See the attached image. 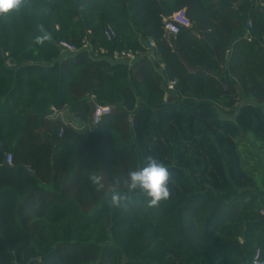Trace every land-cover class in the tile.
Wrapping results in <instances>:
<instances>
[{
  "label": "trees",
  "instance_id": "16d2710c",
  "mask_svg": "<svg viewBox=\"0 0 264 264\" xmlns=\"http://www.w3.org/2000/svg\"><path fill=\"white\" fill-rule=\"evenodd\" d=\"M184 8L191 26L169 38L165 19ZM40 25L51 34L43 45ZM86 37L109 54L83 48ZM128 49L142 53L133 64L112 59ZM97 104L112 112L95 126ZM54 109L70 118L49 130ZM148 155L171 173L158 206L129 193L126 208L113 207L89 180L126 177ZM261 209L264 11L255 4L26 0L0 14V264H254L257 250L264 263Z\"/></svg>",
  "mask_w": 264,
  "mask_h": 264
},
{
  "label": "clouds",
  "instance_id": "9594fccd",
  "mask_svg": "<svg viewBox=\"0 0 264 264\" xmlns=\"http://www.w3.org/2000/svg\"><path fill=\"white\" fill-rule=\"evenodd\" d=\"M26 0H0V14H9L19 11ZM39 34L34 37V43L43 45L51 40V34L38 26ZM89 180L95 186L97 192H105L106 198L113 207L126 208L131 197L143 195L148 206H158L162 201L169 199L171 173L168 167L153 155L145 157V166L136 170H129L126 177H114L106 183L102 175L89 174Z\"/></svg>",
  "mask_w": 264,
  "mask_h": 264
},
{
  "label": "built area",
  "instance_id": "2783aa9c",
  "mask_svg": "<svg viewBox=\"0 0 264 264\" xmlns=\"http://www.w3.org/2000/svg\"><path fill=\"white\" fill-rule=\"evenodd\" d=\"M249 2L255 4L260 10L264 11V0H249ZM253 21L250 20L248 21V27H252ZM189 27L191 26V21L187 15L186 9H180L173 13L170 17L165 19V31L166 34L169 38L177 36L182 27ZM104 35L106 39L109 42H112L116 37H117V32L116 30L112 27L109 26L105 29ZM61 46L64 47L67 50L70 51H76V47L62 41ZM151 46L156 47V44L154 41L151 42ZM83 48L88 49L89 51L93 52L96 56L98 55H107L109 54V51L107 48L103 46H98L95 49L92 47L90 40L86 37L83 40ZM142 53L140 51H135L132 49L128 50H114L112 53V59L116 62H129L130 64H133L136 60L140 58ZM9 65H12L9 63ZM176 82L175 81H170L168 84V89L173 90L175 88ZM167 100V97L166 99ZM112 112V107L109 105H104V104H97L94 114H93V123L95 126H98L102 123V121ZM54 113L56 116L60 113L59 110L54 109ZM64 132V128H61L60 135H62ZM6 162L9 165H12L13 163V156L11 154L7 155ZM261 214L264 215V209H261ZM254 264H264L262 259H261V251L257 250L255 256H254Z\"/></svg>",
  "mask_w": 264,
  "mask_h": 264
},
{
  "label": "crops",
  "instance_id": "0c3cea01",
  "mask_svg": "<svg viewBox=\"0 0 264 264\" xmlns=\"http://www.w3.org/2000/svg\"><path fill=\"white\" fill-rule=\"evenodd\" d=\"M208 30V28L206 27L205 24L201 23L198 24V30L197 31H206ZM151 46V43H150ZM154 48V46H151ZM215 55L217 56L218 60H220V52L217 49H214ZM151 55V53H150ZM61 115V116H60ZM61 118V119H60ZM69 118H70V114L68 113L67 109H63L60 111V113L58 114V116H56L55 113H53L52 117L48 120L47 123V127L49 130H52V128H54V126H56V123L59 121H63L65 123L69 122ZM73 125H78V123L76 121H72L71 122Z\"/></svg>",
  "mask_w": 264,
  "mask_h": 264
},
{
  "label": "water",
  "instance_id": "95a60500",
  "mask_svg": "<svg viewBox=\"0 0 264 264\" xmlns=\"http://www.w3.org/2000/svg\"><path fill=\"white\" fill-rule=\"evenodd\" d=\"M22 167L25 168L27 171L32 172L30 167H28V166H22Z\"/></svg>",
  "mask_w": 264,
  "mask_h": 264
},
{
  "label": "rangeland",
  "instance_id": "374dc122",
  "mask_svg": "<svg viewBox=\"0 0 264 264\" xmlns=\"http://www.w3.org/2000/svg\"><path fill=\"white\" fill-rule=\"evenodd\" d=\"M251 163H253V164H254L255 162L252 160V161H251Z\"/></svg>",
  "mask_w": 264,
  "mask_h": 264
}]
</instances>
